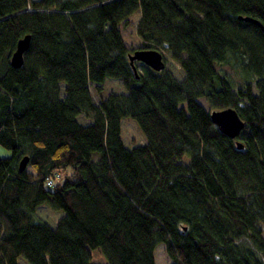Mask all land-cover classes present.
Wrapping results in <instances>:
<instances>
[{"label":"trees","instance_id":"trees-1","mask_svg":"<svg viewBox=\"0 0 264 264\" xmlns=\"http://www.w3.org/2000/svg\"><path fill=\"white\" fill-rule=\"evenodd\" d=\"M137 11L139 49L182 79L138 61L135 76L121 29ZM230 55L250 76L236 91L217 69ZM229 107L239 137L209 117ZM123 118L143 143H124ZM0 147V264H92L94 249L156 264L158 245L168 264H264V0H0ZM41 204L63 210L55 226Z\"/></svg>","mask_w":264,"mask_h":264},{"label":"rangeland","instance_id":"rangeland-1","mask_svg":"<svg viewBox=\"0 0 264 264\" xmlns=\"http://www.w3.org/2000/svg\"><path fill=\"white\" fill-rule=\"evenodd\" d=\"M140 18V13L137 11L132 14L129 18L130 24L121 29L122 37L125 45L130 51L139 49L142 46L141 39L136 33V27L138 19ZM165 58V65L169 68L173 75L178 79H182L183 71L177 63H175L165 51H161ZM241 57L230 55L227 61L217 66L220 74L225 75L230 81L233 89L236 91L238 86H241L244 81L250 79L247 73L240 65ZM139 66V63H137ZM118 87L115 83H108L106 90H104V95L108 94V90H116ZM200 104L209 111V103L205 99H199ZM122 128V139L127 146H133L138 143L144 142V137L137 127L136 123L130 118H123L121 122ZM11 151L0 147V156H10ZM36 216L47 221L51 226H55L58 219L64 214L63 210H55L50 208L47 204H41L37 207ZM92 264H106V259L97 249L91 251ZM156 264H168L169 259L165 254L163 245H158L154 252ZM19 264H29L24 258H18Z\"/></svg>","mask_w":264,"mask_h":264},{"label":"water","instance_id":"water-1","mask_svg":"<svg viewBox=\"0 0 264 264\" xmlns=\"http://www.w3.org/2000/svg\"><path fill=\"white\" fill-rule=\"evenodd\" d=\"M243 21H249L258 24L261 29V24L248 16H239ZM30 44V36L26 35L19 39L16 44L15 51L10 57V64L14 68H19L23 64V55L28 50ZM130 66L137 77V69L134 62L138 61L150 67L154 71H161L165 68V61L161 52L155 49H136L128 55ZM209 117L212 123L219 129L220 132L230 138H235L239 135L240 131L244 128V122L239 117L237 111L231 107L220 110H212L209 112ZM237 148L241 149L243 146L237 143ZM28 162L27 157H23L18 164V170L21 172L25 169Z\"/></svg>","mask_w":264,"mask_h":264},{"label":"bare ground","instance_id":"bare-ground-1","mask_svg":"<svg viewBox=\"0 0 264 264\" xmlns=\"http://www.w3.org/2000/svg\"><path fill=\"white\" fill-rule=\"evenodd\" d=\"M239 137V136H238Z\"/></svg>","mask_w":264,"mask_h":264}]
</instances>
